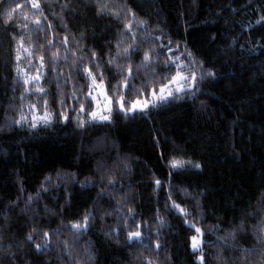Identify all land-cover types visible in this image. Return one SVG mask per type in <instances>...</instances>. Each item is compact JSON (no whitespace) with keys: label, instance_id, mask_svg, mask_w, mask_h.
I'll return each mask as SVG.
<instances>
[{"label":"trees","instance_id":"16d2710c","mask_svg":"<svg viewBox=\"0 0 264 264\" xmlns=\"http://www.w3.org/2000/svg\"><path fill=\"white\" fill-rule=\"evenodd\" d=\"M37 2L0 0V264H200L189 225L205 264H264V0H107L118 17L93 0ZM118 42L140 48L110 65ZM172 61L194 88L92 122L85 67L128 106L169 83ZM31 105L51 123L17 125Z\"/></svg>","mask_w":264,"mask_h":264},{"label":"snow or ice","instance_id":"6c2138e0","mask_svg":"<svg viewBox=\"0 0 264 264\" xmlns=\"http://www.w3.org/2000/svg\"><path fill=\"white\" fill-rule=\"evenodd\" d=\"M29 2L31 3V6L32 8L36 9L37 11H39L40 9V4L37 2V0H29ZM93 3L95 4L96 6V9H97V12L96 14L97 15H105V14H110L112 16H115V17H118V12H115V11H112L109 7V3L107 2V0H105V2H101V0H93ZM17 8L20 7V5H17L16 6ZM66 7V5H65ZM12 11H15V9H13ZM12 19V16H11V13H7L6 14V18H5V24H8ZM34 23L36 25H39L40 24V20H35ZM143 21L140 22V26H143ZM257 23H260V21H257ZM125 30L126 31H130L131 30V26H130V23L128 24H125ZM15 38V37H14ZM135 36H133V40L135 41ZM157 39H159L157 37ZM49 44L52 43L51 40L48 41ZM67 43V38H65V44ZM118 49H119V42H118V45H117ZM139 48H140V45L139 44H135V45H130L129 47H126V48H123V49H119L118 52H117V55L116 57H110L108 63L111 65L113 63H120V61H130L132 56L137 53L139 51ZM18 49H23L24 51H28L27 48H24V44L21 41H18ZM189 55H191L189 53ZM21 59V57L19 55L16 56V60L19 61ZM56 59H59L57 53H53V62H55ZM92 59H96V53H92ZM40 61H41V64H40V67L43 68L44 67V56L41 55L40 57ZM152 63V51L149 50V51H146L143 55V61H142V64L143 66L145 67H149ZM172 63H175V66H176V69H177V72H176V75L172 77V79L169 81L168 84H165L161 87L160 89V95L158 97H156L157 101H164L166 100L169 96H172L173 93L172 91L169 89V85H177V87L175 88V91L176 92H185L186 90H191V88H194L196 86V82H197V76H196V73L195 71H192L191 69H189V72L188 74H185L184 73V66L183 65H180L179 63H176L175 61H172ZM168 65H166L167 67ZM99 67V65L97 66ZM84 72L86 73V75L91 79L92 81V85L94 86H97V87H102L103 85V75H101L99 77V80H100V85H97V77L93 75V71L92 70H89L87 67H85L84 69ZM25 75H27V73H25ZM207 76H213L214 74L212 72H208L206 73ZM134 78L133 76V73H132V66L131 64H129V67H128V76L124 77V80L125 82H127V80L129 78ZM41 79V75L39 73H37L35 76H29L27 79L24 80V83L25 85H28L30 84L31 82L33 81H39ZM200 79H203V75L200 77ZM36 91L40 92V93H43L44 92V89L42 87H37L36 88ZM165 92H167V95H165ZM155 96V93L153 94ZM105 99H107V97H105ZM47 100H45V106L47 107ZM62 103V102H61ZM156 103H153L152 104V107H156ZM33 110V120L36 121V120H39L40 122L44 123L45 125L48 124V123H51V114L48 113V112H45L43 116L41 117H37L35 116V105H31L30 106ZM148 107V103L145 102L143 103L142 105L137 102V104H134L132 106V111H135L137 110V108H139V110L143 111L144 108H147ZM81 112H84V107L81 106V109H80ZM110 111V109H109ZM121 111H125L124 107L122 106L121 107ZM61 115H64L63 113H61ZM89 115L91 116V119L92 121H95L97 119V113L95 111L89 113ZM64 119H68V117L66 115H64ZM100 120L102 121H106V120H109V116L108 115H101L99 117ZM26 121V117L21 114L20 116V119L19 120H16L15 123L17 125H20L22 124L23 122ZM84 121L83 120H80L79 121V126L80 127H83L84 126ZM31 127L32 128H35L37 127V123L36 122H33L31 124ZM194 167L196 168H199L200 165L199 164H195L193 165ZM171 167L172 168H179V167H183V162H177V161H172L171 162ZM113 181L111 179H109V183H112ZM156 183L159 185L160 184V181H156ZM31 199V198H30ZM175 207H178V205H174ZM131 209H129V214H131ZM181 211V214L184 215L185 217L189 216L190 213H187L185 212L183 209H180ZM89 219V217H85V224H84V227H87V224H86V221ZM187 223V220L185 221ZM264 223V222H262ZM189 227L191 228H195V232L197 233V235H193L191 237V248H192V251L194 253H198V260L200 261V264H205V261H206V254L204 253L203 251V248H202V239L201 237L203 236V233L201 231V229L199 227H195V225H189ZM72 228L75 229L77 232L80 231L81 229V225L80 224H73L72 225ZM49 235V233L45 232L43 233V236L44 237H47ZM228 237H231L233 240L236 239V234L235 232H230L228 234ZM228 237H222L220 238L221 240V243H222V246H226V241L228 239ZM28 241H33L35 239V237H33L32 235H29L27 237ZM142 239V234H141V231H140V226L137 225L136 226V230H130L128 231V235H127V240L129 242L133 241V240H141ZM45 247V245H41L39 243L36 244V250L37 251H41L43 250V248ZM157 247L159 248V244H157ZM149 264H152V262H149Z\"/></svg>","mask_w":264,"mask_h":264},{"label":"rangeland","instance_id":"374dc122","mask_svg":"<svg viewBox=\"0 0 264 264\" xmlns=\"http://www.w3.org/2000/svg\"><path fill=\"white\" fill-rule=\"evenodd\" d=\"M34 82H36V81H34ZM96 83H97V85H100V82H96ZM176 87H177V85H171V84L169 85V89L172 91V93L176 92L175 91ZM160 89H159L158 92H151L148 95V97H146V98L144 97V98H142L140 100H136V101H134L132 103H129L128 106H125L121 99H118L116 103H113V101L106 95L104 86L102 85V87H97V86L92 85V81L89 78L88 97L93 102L94 108H93L92 112L95 111L97 113V119L95 121H92V122H95V123H107V122L110 121L111 115L113 114L114 111L122 113V114H133L134 112L141 111V110H139V108H137V110H135V111H132V106L134 104H137V102H139L141 105L143 103L147 102L148 103V107L151 106L153 103H158L160 101H157L156 97H158L160 95ZM154 93H155V96L153 95ZM165 95H167V92H165ZM105 97H107V99H105ZM122 106L124 107L125 111H121V107ZM109 109H110V111H109ZM144 109H146V108H144ZM43 115L44 114H41V115L37 114L35 116L41 117ZM101 115H108L109 116V120H106V121L100 120L99 117ZM33 122H36L37 126L45 125L44 123L40 122L39 120L34 121L33 120V116L31 118H29V119L26 118V121L23 122L22 124L31 126V124ZM190 249L192 250L191 241H190Z\"/></svg>","mask_w":264,"mask_h":264}]
</instances>
